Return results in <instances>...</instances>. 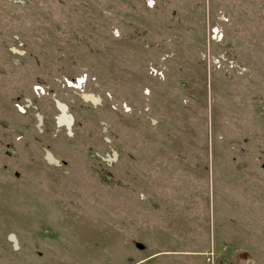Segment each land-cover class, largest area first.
I'll use <instances>...</instances> for the list:
<instances>
[{"label": "rangeland", "instance_id": "rangeland-1", "mask_svg": "<svg viewBox=\"0 0 264 264\" xmlns=\"http://www.w3.org/2000/svg\"><path fill=\"white\" fill-rule=\"evenodd\" d=\"M0 264H264V0H0Z\"/></svg>", "mask_w": 264, "mask_h": 264}, {"label": "water", "instance_id": "water-1", "mask_svg": "<svg viewBox=\"0 0 264 264\" xmlns=\"http://www.w3.org/2000/svg\"><path fill=\"white\" fill-rule=\"evenodd\" d=\"M94 101H96V100L94 99ZM57 103H58L60 109L62 110V116L60 118V122L61 123H66L68 128H69V130H70V132H71V126H72V123H73V116L68 113V107H67V105L65 103L59 102V101H57ZM114 158H117V153H114ZM49 159L53 160L51 155L49 156ZM11 239L13 241H15V236L11 235Z\"/></svg>", "mask_w": 264, "mask_h": 264}, {"label": "built area", "instance_id": "built-area-1", "mask_svg": "<svg viewBox=\"0 0 264 264\" xmlns=\"http://www.w3.org/2000/svg\"><path fill=\"white\" fill-rule=\"evenodd\" d=\"M217 62H218V66H221V65H222L219 59H217ZM86 79H87V77H86V75H85V76H82V77L76 78V79H75V82H76V83H73L72 81L67 80V79H66V82H68V84H69L70 86H75V85L78 84V85H80V86H79V87H76V88H82V84H85ZM35 90H36L37 93H40V92L44 93V92H45V91H44L45 89H44L42 86H38V85L35 86ZM19 108H20V110H22L23 112L26 111V108H25L24 106L21 107V106L19 105Z\"/></svg>", "mask_w": 264, "mask_h": 264}, {"label": "flooded vegetation", "instance_id": "flooded-vegetation-1", "mask_svg": "<svg viewBox=\"0 0 264 264\" xmlns=\"http://www.w3.org/2000/svg\"><path fill=\"white\" fill-rule=\"evenodd\" d=\"M87 80V79H86ZM67 83V82H66ZM86 82H85V84H84V86H86ZM70 86V85H69ZM67 105V104H66ZM58 106V108L60 109V107H59V105H57ZM67 107H68V109H69V106L67 105ZM60 111H61V116H62V110L60 109ZM61 118V117H60ZM60 118H58V121H59V124H61V122H60ZM74 122H75V119H74V117H73V123H72V125L74 124ZM70 134H72V132H70Z\"/></svg>", "mask_w": 264, "mask_h": 264}, {"label": "bare ground", "instance_id": "bare-ground-1", "mask_svg": "<svg viewBox=\"0 0 264 264\" xmlns=\"http://www.w3.org/2000/svg\"><path fill=\"white\" fill-rule=\"evenodd\" d=\"M77 86L79 87L80 85L77 84V85H75L74 87H77Z\"/></svg>", "mask_w": 264, "mask_h": 264}]
</instances>
